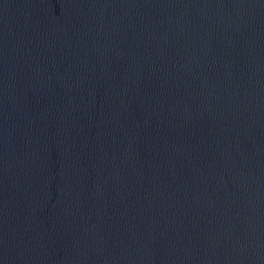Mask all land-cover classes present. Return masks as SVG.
<instances>
[{
  "label": "water",
  "instance_id": "1",
  "mask_svg": "<svg viewBox=\"0 0 264 264\" xmlns=\"http://www.w3.org/2000/svg\"><path fill=\"white\" fill-rule=\"evenodd\" d=\"M0 264H264V0H0Z\"/></svg>",
  "mask_w": 264,
  "mask_h": 264
}]
</instances>
